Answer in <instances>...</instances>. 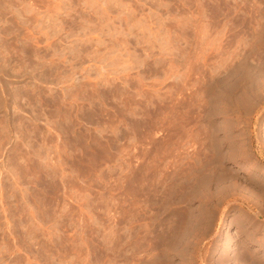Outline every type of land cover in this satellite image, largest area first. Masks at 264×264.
Listing matches in <instances>:
<instances>
[{"label":"rangeland","instance_id":"rangeland-1","mask_svg":"<svg viewBox=\"0 0 264 264\" xmlns=\"http://www.w3.org/2000/svg\"><path fill=\"white\" fill-rule=\"evenodd\" d=\"M262 74L264 0H0V264H264Z\"/></svg>","mask_w":264,"mask_h":264},{"label":"bare ground","instance_id":"bare-ground-1","mask_svg":"<svg viewBox=\"0 0 264 264\" xmlns=\"http://www.w3.org/2000/svg\"><path fill=\"white\" fill-rule=\"evenodd\" d=\"M247 70V69H246ZM249 72V71H248ZM262 75H264V74H262ZM261 75V76H262ZM252 76H254V75H252ZM259 76V75H258ZM252 78H254V77H252ZM261 78V77H260ZM257 79V78H256ZM246 80H248L249 81V79H246ZM254 80H255V78H254ZM258 80V79H257ZM263 80V79H262ZM258 81H260V79L258 80ZM251 82H252V79H251ZM255 83H256V81H255ZM260 82H258V84H259ZM264 83V82H263ZM262 83V84H263ZM247 84V83H246ZM254 84V83H253ZM245 85V84H244ZM257 85V84H256ZM249 86V85H248ZM251 86H253V85H251ZM261 86V85H260ZM263 86V85H262ZM249 88V87H248ZM253 88H255V87H253ZM264 88V87H263ZM250 102V101H249ZM211 146H213V145H211ZM216 146V145H215ZM220 147V146H219ZM209 148V147H208ZM221 148V147H220ZM220 148H217V150L218 149H220ZM212 150H213V148H211ZM215 149V148H214ZM243 149V148H242ZM241 149V150H242ZM245 149V148H244ZM208 150H210V149H208ZM216 150V149H215ZM217 150H216V152H217ZM211 151V150H210ZM219 152H220V150H218ZM214 152V151H213ZM218 152V153H219ZM239 152V151H238ZM246 152V151H245ZM210 153H212V151L210 152ZM209 153V154H210ZM218 153H217V157H218ZM220 154V153H219ZM241 154V153H240ZM242 154H243V152H242ZM211 155V154H210ZM209 155V156H210ZM215 153H214V155L212 154L210 157H208L209 159H206L207 161L205 162V166H209V165H211V164H214V163H216V162H214L216 159L215 158H217V157H215ZM214 156V157H213ZM221 155H219V157H220ZM244 157V156H243ZM217 159H219V158H217ZM221 159V158H220ZM219 159V160H220ZM216 161H218V160H216ZM203 163V162H202ZM207 164V165H206ZM204 165V164H203ZM204 168V167H203ZM202 168V169H203ZM201 169V170H202ZM208 169V168H207ZM204 170V169H203ZM202 170V171H203ZM200 171V170H199ZM208 171V170H207ZM201 172V171H200ZM210 172V171H209ZM208 172V174L206 175V176H203V178H202V181H201V184H202V186H203V188L209 193L208 194V196H209V200H212V199H214V198H216V195L218 196V194L220 193V191H219V187H221V185H226L225 183V180L226 179H228V178H226V177H224V181L222 180L223 178H222V176L221 175H217L216 173H209ZM226 178V179H225ZM154 179V178H153ZM194 181V180H193ZM228 181V180H227ZM195 182H196V180H195ZM225 182V183H224ZM197 183H198V181H197ZM223 183V184H222ZM229 183V182H228ZM227 183V184H228ZM232 183V182H231ZM196 184V183H195ZM200 186H201V184L200 183H198ZM198 184H196V185H198ZM194 186L195 188L196 187H198V186ZM230 185V184H229ZM228 186V185H227ZM195 188H193V189H195ZM222 189L224 188V186L223 187H221ZM229 187H227V189H228ZM226 189V188H225ZM226 189V190H227ZM234 189V188H233ZM196 190V189H195ZM199 190V189H198ZM225 191V190H224ZM223 191V192H224ZM228 191V190H227ZM226 191V192H227ZM230 191V190H229ZM217 192H219V193H217ZM225 193V192H224ZM228 193V192H227ZM249 193V192H248ZM230 194V193H229ZM231 195V194H230ZM224 195H222V197H223ZM219 197V196H218ZM253 197V196H252ZM264 198V197H263ZM218 199V198H217ZM220 199V198H219ZM224 199V198H223ZM222 199V200H223ZM154 220V219H153ZM184 246V245H183ZM186 248V247H185ZM164 249V248H163ZM162 249V250H163ZM165 252H166V250H165ZM168 253V252H167ZM186 253V252H185ZM170 254V253H169ZM148 255V254H147ZM162 255H165V254H162ZM178 256V255H177ZM160 257V256H159ZM161 258V257H160ZM163 258V257H162ZM161 258V259H162ZM166 258H167V256H166ZM150 261V260H149ZM235 261H236V263L237 264H255L254 262H253V260L252 259H250L248 256H246L245 254H241V255H239V256H237L236 258H235ZM150 264V263H149ZM155 264V263H154Z\"/></svg>","mask_w":264,"mask_h":264}]
</instances>
